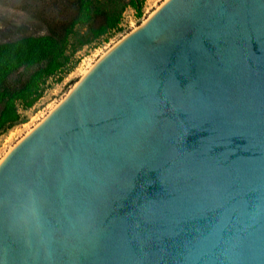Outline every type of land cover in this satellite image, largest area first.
<instances>
[{
	"label": "water",
	"instance_id": "obj_1",
	"mask_svg": "<svg viewBox=\"0 0 264 264\" xmlns=\"http://www.w3.org/2000/svg\"><path fill=\"white\" fill-rule=\"evenodd\" d=\"M0 264H264V0H165L0 161Z\"/></svg>",
	"mask_w": 264,
	"mask_h": 264
},
{
	"label": "trees",
	"instance_id": "obj_2",
	"mask_svg": "<svg viewBox=\"0 0 264 264\" xmlns=\"http://www.w3.org/2000/svg\"><path fill=\"white\" fill-rule=\"evenodd\" d=\"M26 13L0 38V135L24 121L22 109L44 94L50 77L70 73L85 46L97 47L121 30L128 7L141 17L145 0H0Z\"/></svg>",
	"mask_w": 264,
	"mask_h": 264
},
{
	"label": "rangeland",
	"instance_id": "obj_3",
	"mask_svg": "<svg viewBox=\"0 0 264 264\" xmlns=\"http://www.w3.org/2000/svg\"><path fill=\"white\" fill-rule=\"evenodd\" d=\"M165 0H145L144 11L141 17L135 15V10L128 7L124 13L121 30L116 32L107 42L97 47L85 46L80 52V62L68 74H57L50 77L43 96L30 108L20 110L24 114V121L15 125L0 135V161L8 152L34 127H36L71 91L77 82L93 67L113 45L129 32L141 25ZM16 4H4L0 1V38L13 35L8 30L10 23H23L27 20L26 13L16 8Z\"/></svg>",
	"mask_w": 264,
	"mask_h": 264
},
{
	"label": "bare ground",
	"instance_id": "obj_4",
	"mask_svg": "<svg viewBox=\"0 0 264 264\" xmlns=\"http://www.w3.org/2000/svg\"><path fill=\"white\" fill-rule=\"evenodd\" d=\"M153 13H154V12H153ZM153 13H152V14H153ZM152 14H151V15H152ZM151 15H150V16H151ZM150 16H149V17H150ZM147 19H148V18H147ZM145 21H146V20H145ZM93 65H94V64H93ZM88 71H89V69L86 71V73H87ZM86 73H85V74H86ZM33 129H34V128H33ZM33 129H32V130H33ZM32 130H31V131H32ZM31 131H30V132H31ZM30 132H29V133H30ZM27 134H28V133H27ZM27 134H26V135H27Z\"/></svg>",
	"mask_w": 264,
	"mask_h": 264
}]
</instances>
